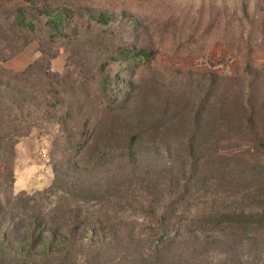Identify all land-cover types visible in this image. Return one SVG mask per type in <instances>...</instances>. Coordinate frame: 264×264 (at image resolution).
Returning <instances> with one entry per match:
<instances>
[{"label": "rangeland", "instance_id": "obj_1", "mask_svg": "<svg viewBox=\"0 0 264 264\" xmlns=\"http://www.w3.org/2000/svg\"><path fill=\"white\" fill-rule=\"evenodd\" d=\"M0 96V198L72 262L264 264V0H0Z\"/></svg>", "mask_w": 264, "mask_h": 264}, {"label": "trees", "instance_id": "obj_2", "mask_svg": "<svg viewBox=\"0 0 264 264\" xmlns=\"http://www.w3.org/2000/svg\"><path fill=\"white\" fill-rule=\"evenodd\" d=\"M1 88L8 90L10 85H2ZM17 103L13 101L14 106ZM0 108H7L1 96ZM6 130L10 132L8 126ZM23 132L22 138L31 135V132L26 133V128ZM28 197L23 193L11 199L0 198V219L10 223L11 227L4 232L0 230V264H79L71 259L75 258L81 226L76 227V220L72 217L61 222V219L45 213L46 210H37L36 201Z\"/></svg>", "mask_w": 264, "mask_h": 264}]
</instances>
